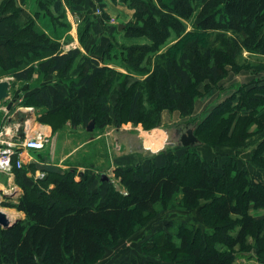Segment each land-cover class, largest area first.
<instances>
[{"label":"trees","instance_id":"1","mask_svg":"<svg viewBox=\"0 0 264 264\" xmlns=\"http://www.w3.org/2000/svg\"><path fill=\"white\" fill-rule=\"evenodd\" d=\"M115 1L128 3L144 23H152L157 31L166 35L169 28L162 27L161 21H175L174 18L179 21L195 16V26L201 34L216 31L222 37L218 46L213 44L202 49L198 40H190L184 44L179 56L158 54L153 70L145 79L156 105L151 111L147 110L142 104L141 87L133 86L125 94L129 97L127 106L122 103L126 122H144L152 127L164 109L189 114L193 111L197 85L206 80L217 83L226 74L227 65L236 66V58L244 50L264 57V11L259 10V0H172L171 4L159 0V7L149 5L146 0ZM38 2L48 14L52 6L63 15L62 0ZM164 10L172 11L173 15L164 13ZM126 29L129 30L125 24ZM50 41V37L35 29L33 23L16 27L5 42L0 43V52L13 51L11 55L5 52L6 57L0 54V65L14 67L15 81H23L30 78L34 69L24 64L33 56L37 59L45 56L39 59L38 69H51L59 74L69 72L75 59L79 58L78 75L68 81L69 96L74 98L78 88L86 86V94L94 95L96 102L101 103L100 107L93 108L96 123L102 119L98 114L112 109L103 84L108 86L116 72L108 68L106 61L119 59V64L133 73L132 51L143 53L142 48L127 47L124 50L123 47L114 48V42H111L103 63L79 49L55 51L54 43ZM45 50L50 54L43 55ZM101 83L103 86L99 87ZM239 94L237 103L231 97L220 103L202 124H192L199 144H219L226 140L242 144L247 139L249 121H257L264 130V81L244 85ZM19 97L20 93L16 92L15 98ZM23 104L46 108L44 114L49 116L62 108H56L52 94L45 86L29 93ZM89 110L85 109L83 119H88ZM239 111L244 114L238 115ZM213 117L212 132L207 133L204 127ZM235 118L239 120L236 130L231 128ZM165 158L164 164L150 163L148 169L142 164L135 165V169L131 166L115 169V176L120 179L125 194L110 182L105 193L90 190L87 179L76 180L68 169L45 170L46 175L36 178L31 185L32 176L28 171L31 168L34 171V165L16 168V177L18 175L20 179L16 183L23 191L12 206L25 216L11 227L0 225V264H92L103 255L107 240L115 242L131 237L142 214L179 194L180 203L185 208L200 207L204 216L217 227L193 229L191 225L181 226L179 246L167 239V249L158 255L162 259L172 262L170 264H234L238 252L248 249L252 236L256 240L250 249L262 255L264 221L251 213L253 208L264 207L262 174L241 167L234 157L224 164L223 171L198 154L190 158L167 153ZM253 159L263 166L264 151L258 148L251 161ZM40 183L48 184L47 188Z\"/></svg>","mask_w":264,"mask_h":264},{"label":"rangeland","instance_id":"2","mask_svg":"<svg viewBox=\"0 0 264 264\" xmlns=\"http://www.w3.org/2000/svg\"><path fill=\"white\" fill-rule=\"evenodd\" d=\"M111 1L113 2L112 5L117 4V1ZM163 1L167 4H171L172 0ZM146 2L149 5H155L156 7H159L160 4L159 0H146ZM123 3L129 10L133 11L132 16L129 18L128 16L120 14L119 12L113 17L106 13L104 10V0H99L98 8L102 10V15L105 17L108 23L113 25V28L118 21L124 23V27L122 29L118 28V36L114 35L112 41L114 42V48L123 47L125 50L127 47H141L143 53L142 51H137L135 53L132 51L131 66L134 67L133 73L123 68L119 64V59L117 60L114 58L108 63L106 61V64L112 63L124 70L121 71L115 66L111 68L108 66L110 70L116 72V76H112V81L108 84V86L103 84L105 86L106 94L110 96L109 104L112 106L111 111L104 114H98L102 116V119L99 118L95 123L93 120V116L95 115L93 108L96 106L100 107L101 103H99V101L96 102L94 95L88 96L86 94V86L84 89H82L79 100L72 101L65 99L62 103L65 106L50 116L44 114L46 108H36L35 110L37 114V122L42 121L40 123L50 126L51 133H49V135L44 134V136L48 139L55 136H58L59 138L57 158L63 153H69V155H71L69 158V162L71 164L68 168V170L71 171L70 173L73 174L76 180H84L83 178L87 179L90 190H98L102 193H105L107 190L109 182L122 193H126L125 188L121 185L120 179L115 176V170L111 169L110 162L117 156H124L132 152L130 151L131 149L129 148L131 147L129 146H132V148H137V146L140 145V141L147 138L146 135L150 136L155 130H163L165 128L166 130L168 129V132H170V140L174 141L176 138L174 129L175 126H178V123H183L191 127H194L192 125L194 123L200 125L207 120L210 113L215 111V108L223 101H226L231 97L234 98V103L240 101L239 93L240 89H242L244 85H249L258 81H264V57L244 50L237 56L236 66L233 67L232 65H227L226 74L217 83L213 84L212 82L206 80L197 85V95L195 97L194 107L191 113L183 114L180 110L164 109L155 119L157 123L152 127H148V125L144 122H126L124 120L126 115L125 107L127 106L126 103L129 102V97H125V94L131 91V89L134 88L133 86H135L137 89L141 87V90L143 91L142 104L147 110L151 111L156 105L155 100L152 99L151 95L149 94L150 88H148V84L145 83V79L151 73V70H153L158 54L169 53L171 55L179 56L184 44L190 40H198L199 46L202 49H205L206 47L213 44L218 46L220 43H222V37H220L217 34L219 32L216 31L201 34L195 26V16L190 19L179 21L177 18H174L175 21H161L162 27L169 28V33L166 35L160 31H157L156 27H154L155 25L153 26L152 23H144L142 19L136 15L135 10L131 8L128 3ZM50 6L51 4H49V7ZM258 7L261 12L264 11V0H259ZM228 9H230V7ZM63 11V15L58 13L54 15L53 13L48 14L43 10L41 13H44V17L40 16V18L46 19V21L42 22L39 31L44 32L50 37V42L54 43L55 51L64 50V47H62L58 39H60L65 34L66 30L69 29L70 26L67 20L66 10L64 9ZM164 13L173 15V12L170 10H164ZM52 15H54V17H52ZM51 20H53L55 24L54 31H50V34H47L45 29H50L47 27L46 22H51ZM92 21L93 19L89 17L83 19L79 25L78 31L80 30V32H82L86 26H89L90 23H92ZM125 24L128 26V31L127 29L124 30ZM55 44L57 45L55 46ZM109 46L110 45L108 44L107 49ZM47 51L48 50H45V52L42 54L48 55L49 52ZM2 52H0L1 57H6L5 52L10 55L13 54L12 49L5 51L3 50ZM105 56L106 54L104 53L102 59L103 63H105ZM43 57L45 56H41L39 59ZM29 63L30 61L26 59L24 64L27 65ZM78 64L79 58L75 59L69 72H66V74H59L51 69L48 71L40 69L36 71L33 69L30 77L34 78L33 81L36 84L33 85H36V87H40L43 82L52 79L56 80L57 82H64L66 85H69V79L78 75L76 72ZM14 71V67L0 65V75L2 76H9V74H12ZM137 84L139 86H137ZM27 85L28 84H23L22 82L15 81L14 79L12 80L11 91L15 94L18 89H27ZM101 85L102 83L99 85V87H101ZM29 92L30 90L27 91V93ZM122 103L125 104V107H122ZM86 108L87 111L90 109V115L87 120L83 119ZM11 111H14V109ZM164 111L169 112L166 122L162 120V114ZM242 114H244V112L239 111L238 115ZM148 121L150 122L151 120ZM213 121L214 117L205 125L204 128L207 129V133L212 132V127L210 126L212 125ZM163 122H165V126H163ZM238 123V118H235L231 128H235L236 130ZM117 124L121 126L123 125L124 127L118 129L116 128ZM242 124L243 122L240 123V125ZM126 133L129 135H126ZM246 137L247 139L242 144H240L238 141L228 140L219 144L196 143L194 145L186 146L189 147V149L181 150V154L182 156H189L191 158L196 156V152H200L203 159L208 161L210 164H213V166H216L217 170L221 171L224 170V164L228 163V161L230 162L234 157L241 167L247 168L252 173L256 171L260 172L264 178V164L263 166H260L255 163L257 162L256 160L254 161L253 159V161H251L258 148H261V151H264L262 150L264 145H261V142L264 140V130H262L257 121H249ZM169 142L166 143L165 148H160V150L155 152L153 156L160 157L165 150L176 148H169ZM127 143H131L133 145L128 146ZM48 148H50V146H47V151ZM213 148L216 149L215 153L213 152ZM82 161H84L87 166H82L84 165L82 164ZM146 162L147 160L142 163ZM135 165H132L131 168L135 169L137 167ZM149 165V163L143 164L146 169L150 167ZM33 168H35L34 171H32V168L30 171H28V173H32L30 174L32 177L30 179L31 181L29 182L31 185L36 182V178H43L46 175L45 172L44 176L40 177V172H37L36 166H33ZM63 170L66 171L67 169ZM104 176L108 177L109 180H103ZM6 179L8 178L5 177L4 180ZM14 179L15 182L20 180L18 175L16 177V174ZM40 185L45 188L48 186V184L45 183H40ZM20 189L22 190L21 187ZM12 193L13 192H10L12 197L9 198L1 197L0 195V209L9 211L7 208H15L12 205L17 202L16 200L19 198V193ZM180 200L181 195L179 194L170 201H162L156 204L153 210L149 213L142 214L140 222L137 220L136 231L133 233V235L127 239H119L115 242H110L107 240L103 255L99 260L92 264L172 263L162 259L158 255L164 252L163 249H167L165 246L167 239H169L168 242L173 243V245L176 247L179 246L180 238L178 232L181 230V226L183 227L187 224L193 226V229L196 227L199 229H211L217 227L212 221H210L209 217L204 216L200 207L187 209L182 205V203H180ZM255 240L256 239L254 236L250 238L248 243L249 247L247 250L254 246ZM149 249L155 251L151 252ZM263 254L264 251L262 256H264Z\"/></svg>","mask_w":264,"mask_h":264},{"label":"crops","instance_id":"3","mask_svg":"<svg viewBox=\"0 0 264 264\" xmlns=\"http://www.w3.org/2000/svg\"><path fill=\"white\" fill-rule=\"evenodd\" d=\"M63 2V10H66L67 13V20L70 24L69 29L66 30L65 34L58 39V41L61 43L62 47H64V50H60L61 52H67L71 49H79L83 54L90 56L92 58H95L102 62L103 55L107 50L108 44H110L113 41L114 35L118 36L119 32L116 30L119 28V24H124L121 21L116 22L115 27L113 28V25L111 23H108V21L104 20L102 17V10L98 8L99 0H62ZM105 6L104 10L106 13L111 15L112 17L116 15V13L124 14L128 16H132L133 11L129 10L126 5L123 2L117 1V4L112 5L111 0H104ZM51 13L54 15L57 13L53 7H50ZM44 9H42L39 6L38 0H0V43H4L7 37H9L12 32L14 31V28L19 27L23 28L29 23H33L35 29L39 30L40 25L42 22H45L46 19H42L41 17H44V13L41 12ZM45 11V10H44ZM64 13V12H63ZM41 14V15H40ZM86 17H89L93 19L92 23H90L89 26H86L82 32H80L79 25L85 19ZM46 18V17H45ZM42 19V20H41ZM47 27L50 30H47V34H50V31H54V21L51 20V22L47 21ZM59 29V28H58ZM118 32V33H116ZM39 59L34 58L30 60V63L27 64L26 67H34V69L38 70V64ZM110 68L115 66V64L109 63L107 64ZM117 67V66H115ZM117 69L124 71L122 68L117 67ZM10 76V77H9ZM9 76H2L0 75V80L3 79H9L14 80V76L12 74H9ZM35 77V76H34ZM13 78V79H12ZM34 78L30 77L27 80L18 81L22 82L23 84H28L26 86L27 89H18L17 91L20 93L19 98H15V94L11 91L10 88V97L4 101L0 102V125L4 123L9 122H20L23 118V115H25L24 112L18 110L19 107H24L25 111L27 113V116L24 117L28 121V125L31 126L33 132H40L42 134H48L51 133L50 126L42 124L40 122H37V114L35 112L36 107L32 106H26L23 104L24 98L29 94L32 93L39 88L45 86L47 87L48 91L52 94L54 105L57 106L56 108H60L65 106L63 101L65 99L69 100H79L81 97L82 89L85 88V86H80L78 90L75 93V97L71 98L69 96V85H66L64 82L60 83L56 80H48L46 82H43L40 87H36V84L34 81ZM34 82V83H33ZM12 87V86H11ZM30 90L29 93L27 91ZM12 102L11 108H9V103ZM28 107V109L26 108ZM14 109V111H11ZM31 109V110H29ZM29 110V111H28ZM19 114V115H18ZM169 112L164 111L162 114V120L166 122L168 119ZM19 116V119L17 117ZM170 117V115H169ZM25 121V119L23 120ZM165 122H163V126H165ZM21 123V122H20ZM178 126H175V140H170L169 134L165 129L155 130L152 135L147 136L146 139H143L140 141V145L137 146V148H132L133 145L131 143H127V145L131 148L130 153L124 156H117L115 159H113L110 162V167L112 170H115L119 167H130L135 164H146V163H154L156 165H162L166 162L165 154L167 153H174L177 156H182L181 150L188 149L187 147L183 146L180 141V137L183 133V131L186 130L187 127H191L189 125L178 123ZM124 126L117 124L116 128H123ZM24 133L23 130H21L20 127V136ZM126 135H129L126 133ZM23 139L24 136H21ZM169 137V138H168ZM58 136L49 138L48 143L42 150H23L22 157L25 159V162L27 164V168L29 164H33L36 166L37 172H45V170L48 169H68L70 166V160L69 158L71 155L69 153H63L60 155V157L57 158V148H58ZM170 140V142H169ZM179 140V141H178ZM166 141V142H165ZM170 144V147H176L170 150H165L163 154H161L160 157L153 156L155 152L160 150V148H165L166 143ZM164 145V146H163ZM47 146H50L47 151ZM156 150V151H154ZM213 152H216V149L213 148ZM198 155L201 156L200 152H196ZM158 158V159H157ZM53 159V160H52ZM146 163H142L146 161ZM82 166H87V164L82 161ZM29 175L32 173H28ZM7 177V175L0 173V195L1 197H12L10 192L7 190V185L11 182H14L16 184L15 179L9 180L4 178ZM37 177V176H36ZM8 178V177H7ZM20 188V186H19ZM19 196L22 193V190L19 189ZM17 201V200H16ZM9 211H6V214L9 216L10 219H16L24 218L25 214L22 211H19L17 208H7ZM251 213L257 218L264 221V207L261 208H253L251 210ZM264 255V254H263ZM69 264V263H66ZM234 264H264V256L258 254L255 249H249L238 252L236 259L234 261Z\"/></svg>","mask_w":264,"mask_h":264},{"label":"built area","instance_id":"4","mask_svg":"<svg viewBox=\"0 0 264 264\" xmlns=\"http://www.w3.org/2000/svg\"><path fill=\"white\" fill-rule=\"evenodd\" d=\"M28 109V107H26ZM20 111L24 112L20 122L14 121L0 125V173L7 175L9 180L15 178V169L26 168L27 164L22 157L23 150H42L48 143V138L44 134L33 132L30 125L27 123V116L24 107H19ZM31 110V109H29ZM28 110V111H29ZM19 115V114H18ZM17 115L18 119L19 116ZM25 119V121H23ZM20 127L24 132V137L20 136ZM45 172H40V177H43ZM19 186L11 182L7 185L9 192L18 193ZM12 193V194H13Z\"/></svg>","mask_w":264,"mask_h":264},{"label":"water","instance_id":"5","mask_svg":"<svg viewBox=\"0 0 264 264\" xmlns=\"http://www.w3.org/2000/svg\"><path fill=\"white\" fill-rule=\"evenodd\" d=\"M124 27L123 24H119V29H122ZM12 86V82L9 79H3L0 80V102L8 99L10 97V88ZM12 102L9 103V108H11ZM22 130V129H21ZM21 136H24V133L21 134ZM181 144L183 146H190L194 145L196 143H199V138L194 133V127H187L185 131H183L181 137H180ZM109 180L108 177H103V180ZM19 218L16 219H10L9 216L0 209V225L4 228L11 227L14 225Z\"/></svg>","mask_w":264,"mask_h":264},{"label":"bare ground","instance_id":"6","mask_svg":"<svg viewBox=\"0 0 264 264\" xmlns=\"http://www.w3.org/2000/svg\"><path fill=\"white\" fill-rule=\"evenodd\" d=\"M2 211H4L6 213V210L5 209H2Z\"/></svg>","mask_w":264,"mask_h":264}]
</instances>
